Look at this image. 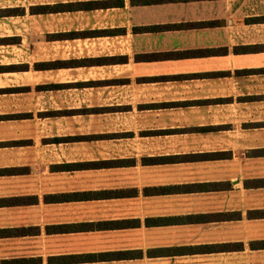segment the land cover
<instances>
[{"label": "crops", "instance_id": "1", "mask_svg": "<svg viewBox=\"0 0 264 264\" xmlns=\"http://www.w3.org/2000/svg\"><path fill=\"white\" fill-rule=\"evenodd\" d=\"M0 264H264V0H0Z\"/></svg>", "mask_w": 264, "mask_h": 264}]
</instances>
